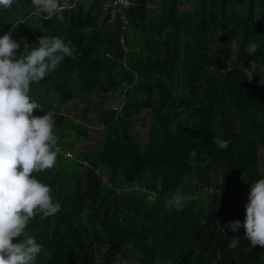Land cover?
<instances>
[{
  "label": "trees",
  "instance_id": "1",
  "mask_svg": "<svg viewBox=\"0 0 264 264\" xmlns=\"http://www.w3.org/2000/svg\"><path fill=\"white\" fill-rule=\"evenodd\" d=\"M102 2L68 0L50 19L32 0L0 10V36L75 49L30 86L59 138L56 166L33 175L61 205L26 229L42 245L34 264H113L117 253L129 264H264L243 227H226L243 225L250 184L264 179V0H131L114 22ZM91 127L93 143L67 141Z\"/></svg>",
  "mask_w": 264,
  "mask_h": 264
},
{
  "label": "clouds",
  "instance_id": "2",
  "mask_svg": "<svg viewBox=\"0 0 264 264\" xmlns=\"http://www.w3.org/2000/svg\"><path fill=\"white\" fill-rule=\"evenodd\" d=\"M16 5H20L19 0H0V10H11ZM31 6L33 15L50 19L69 3L32 0ZM258 49L250 43L245 51L254 54ZM74 51L71 42L65 43L59 37L42 36L37 45L24 38L17 42L10 33L0 36V264H34L42 245L26 235V229L37 215L47 218L61 211L51 187L33 175L56 166L59 138L53 113L36 115L42 107L30 95V86L56 71L66 57L73 58ZM249 63L251 70L244 68V75L251 82L258 65L255 61ZM213 143L227 149L231 141L213 138ZM174 199L179 203L182 197L178 193ZM245 209L243 225L234 221L226 227L233 232L243 227L250 248H264V179L250 184ZM240 240L230 239L228 247L235 249ZM113 264L129 262L117 253Z\"/></svg>",
  "mask_w": 264,
  "mask_h": 264
},
{
  "label": "rangeland",
  "instance_id": "3",
  "mask_svg": "<svg viewBox=\"0 0 264 264\" xmlns=\"http://www.w3.org/2000/svg\"><path fill=\"white\" fill-rule=\"evenodd\" d=\"M74 103L72 102H70L68 105L69 106H72ZM114 106H116V105H118V101L116 100L114 103ZM82 106V104L80 105H77L76 107L77 108H80ZM75 115H77V116H75ZM78 115L80 116V117H78ZM145 115V113L144 112H142L140 115H139V118H142V116H144ZM71 116H73L75 119V121L77 120V121H79L80 119H82L81 118V113L79 112V110H77V109H73V111H72V113H71ZM146 123H144L142 120H138L137 121V128H138V130H139V133L141 134V136L143 137V138H145L146 137V130H147V125H145ZM96 128H94V127H91V129H90V131H89V137L88 138H83V137H81V136H77L74 132H72L71 130H69V135L67 136V141L68 142H73L74 143V147H78V146H83L84 144H91V143H93L94 142V140H95V137H96V133L94 132V130H95ZM72 152V151H71ZM245 198H247V195L245 194Z\"/></svg>",
  "mask_w": 264,
  "mask_h": 264
},
{
  "label": "built area",
  "instance_id": "4",
  "mask_svg": "<svg viewBox=\"0 0 264 264\" xmlns=\"http://www.w3.org/2000/svg\"><path fill=\"white\" fill-rule=\"evenodd\" d=\"M103 8L106 12H109L110 17L108 22H114L116 19V12L128 8L132 2L131 0H103ZM119 19L122 22H126L124 13L121 12ZM66 156H70L69 152H65Z\"/></svg>",
  "mask_w": 264,
  "mask_h": 264
}]
</instances>
